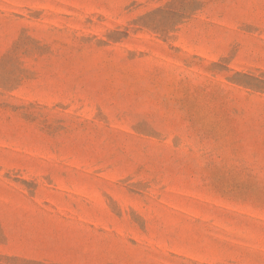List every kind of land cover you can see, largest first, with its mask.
Masks as SVG:
<instances>
[{
  "label": "rangeland",
  "instance_id": "obj_1",
  "mask_svg": "<svg viewBox=\"0 0 264 264\" xmlns=\"http://www.w3.org/2000/svg\"><path fill=\"white\" fill-rule=\"evenodd\" d=\"M0 264H264V0H0Z\"/></svg>",
  "mask_w": 264,
  "mask_h": 264
}]
</instances>
